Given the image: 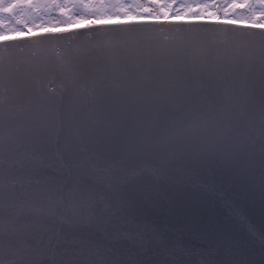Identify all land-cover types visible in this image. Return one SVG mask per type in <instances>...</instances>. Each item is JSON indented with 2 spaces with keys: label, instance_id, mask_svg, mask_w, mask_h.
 Instances as JSON below:
<instances>
[{
  "label": "water",
  "instance_id": "obj_1",
  "mask_svg": "<svg viewBox=\"0 0 264 264\" xmlns=\"http://www.w3.org/2000/svg\"><path fill=\"white\" fill-rule=\"evenodd\" d=\"M260 31L264 29L222 20L143 19L0 40V126L5 132L37 107H58L65 117L59 144L53 137L43 148L0 142V183L39 168L57 182L70 180L76 171L73 164L86 156L99 155L117 164L101 189L110 197L107 203L114 216L90 219L83 210L74 214L63 208L52 216L46 214L44 201L29 198L19 221L27 226L23 230L57 228L70 247L81 246V241L102 244L111 248L106 255L117 264H264V176L258 145L250 166L234 165L223 148L192 170L175 160V144L125 154L110 116L138 94L150 98L155 81L163 93L170 66L186 56L224 67L239 55L242 71L245 55L259 44L258 35L249 33ZM202 83L189 81L194 90ZM225 87L218 82L215 95ZM211 98L202 95L205 103ZM65 137L71 138V146L65 147ZM189 147L212 150V139L205 137ZM165 158L174 162L164 166ZM134 171L141 174L133 177ZM85 182L91 183L87 177ZM129 216L147 227L133 229ZM133 231H142L143 239L123 238Z\"/></svg>",
  "mask_w": 264,
  "mask_h": 264
},
{
  "label": "snow or ice",
  "instance_id": "obj_2",
  "mask_svg": "<svg viewBox=\"0 0 264 264\" xmlns=\"http://www.w3.org/2000/svg\"><path fill=\"white\" fill-rule=\"evenodd\" d=\"M257 2L260 5L259 16L264 17V0ZM151 3L159 10L151 16L152 19H169L171 4L161 0H151ZM238 6L236 3L230 5L232 9ZM249 6L255 8V5ZM53 7L63 10L67 4H58L56 0L44 4L39 0H9L7 3L0 0V40L8 39L9 33L4 31L6 19H15L20 23L30 16L34 26L44 27L43 23L35 24V20H42L43 12ZM77 7L72 6L73 9ZM118 7L123 10L126 18L139 16V12L129 11L122 4ZM135 7L142 8L145 13H152L149 7ZM209 7L205 4L201 12L194 13L193 7L186 5L183 12L177 10L173 16L181 18L190 13L200 16ZM94 16V19L92 16L87 17L90 23L111 21V16ZM209 16L215 18V12H210ZM85 18L81 14L80 19L75 20L70 15L64 23L79 25ZM236 19V16L229 17L225 11V23L231 24ZM247 19L251 28L264 29V19L258 23L255 11ZM46 30L60 29L58 24H49ZM28 31L31 33L32 28H28ZM249 34L258 35L259 44L254 53L245 55L242 71L239 70V55H233L224 67L210 64L206 58L186 56L178 64L170 66L168 84L163 93L158 91L159 82L155 81L156 88L150 98L138 94L128 99L125 108L110 112L115 123L114 134L122 151L129 154L159 150L175 144V160L195 170L216 157L223 148H227L234 165L250 166L258 145L264 176V31ZM192 79L203 82L200 89L194 90L190 86L189 81ZM220 81L225 82L226 87L221 94L215 95ZM203 94L210 95L211 100L205 103ZM64 120L58 107H37L25 121L9 128L7 132L0 126V142L7 139L15 142L18 147L22 143H35L43 148L49 143V138L53 137L54 143L59 144ZM205 137L212 139V150L190 149L191 144H198ZM64 144L65 147L71 146V138L65 137ZM171 162L174 161L165 158L163 165L167 166ZM116 167L117 164L111 159L99 155L86 156L73 164L76 171L70 180L57 182L54 177L44 175L43 169L39 168L24 177L10 178L6 185L0 183V264H117L106 255L111 252V248L102 244L81 241V246L70 247L57 228L41 227L38 231H24L27 226L19 223L24 203L29 198L44 201L48 205L46 214L52 216L56 215L57 208L74 214L83 210L90 219L103 218L105 214L114 216L115 212L110 211L107 203L110 197L101 189L112 178ZM140 174V171L131 173L133 177ZM85 177L91 183H86ZM17 185L20 187L19 192ZM108 186L112 187L111 184ZM5 201L6 217L3 215ZM127 223L133 229L147 227L138 224L131 216ZM123 238L142 240L143 233L126 232ZM3 254L7 255V259ZM199 264L212 262L200 261Z\"/></svg>",
  "mask_w": 264,
  "mask_h": 264
},
{
  "label": "trees",
  "instance_id": "obj_3",
  "mask_svg": "<svg viewBox=\"0 0 264 264\" xmlns=\"http://www.w3.org/2000/svg\"><path fill=\"white\" fill-rule=\"evenodd\" d=\"M77 0H69L67 2L66 0H58L57 3L64 5L67 4L66 9H60L55 8L58 14H60L59 18L55 20L54 23L51 22L50 19L47 17H44L38 20H35V24L43 23L44 27H36L34 26L33 18H30L29 23H26L28 25V28H32V32H40V31H48L46 30L49 24H58L59 28H69V27H75L80 25L89 24V20L87 17L92 16L94 19V14L104 15V16H111V21H123V20H143V19H152L151 16L154 15L157 11H159L154 4L151 3V0H127L131 3V6L129 3L122 4L127 8L129 11H136L139 12V16L134 18H126L123 14V10L118 7L120 3L118 4V0H99L95 3H93L91 0H89V3L85 1V4L83 6H78L76 4ZM126 1V0H125ZM123 1V2H125ZM116 2V3H115ZM115 3V4H114ZM165 3V2H163ZM236 3L239 5L235 9H232L230 7L231 4ZM210 5L209 8L203 11V13L200 16L193 15L190 13L187 16H182L181 18H174L173 13L177 10L183 12L184 6L191 5L193 7L194 13L201 12V9L204 7V5ZM77 5L78 7L76 9H73L72 6ZM84 5H89V7L85 8ZM135 5H142L145 7H149L152 9V13H145L143 12L142 8H136ZM249 5H255V8L250 7ZM260 5L257 2V0H201L200 2L198 0H186L185 3L181 5L173 4L172 10L169 13V19L170 20H193V19H201V20H225V11L227 10L228 16H236L237 19L235 20L236 23H242V24H249L248 19L252 16L253 12L255 11L257 13V22L259 23L264 17L259 16V9ZM71 9V11H69ZM63 12V14H62ZM215 12V18L210 17L209 13ZM83 14L86 18L79 24H66L64 21L68 19V17L71 15L73 19L79 20L80 15ZM163 19V18H161ZM99 22V21H98ZM27 27L24 26L21 33H30L26 29ZM17 32V31H16ZM11 33V32H10Z\"/></svg>",
  "mask_w": 264,
  "mask_h": 264
},
{
  "label": "rangeland",
  "instance_id": "obj_4",
  "mask_svg": "<svg viewBox=\"0 0 264 264\" xmlns=\"http://www.w3.org/2000/svg\"><path fill=\"white\" fill-rule=\"evenodd\" d=\"M57 1L58 0H56V2ZM66 1L69 2V0H66ZM85 1L86 0H77L76 1V4L80 7V6H83V4H85ZM97 1H99V0H93L92 2L95 3ZM115 1H117V0H115ZM123 1H125V0H118V4L119 3L120 4H127V3H129L130 6H131V3H133V2H128L127 0L125 2H123ZM198 1L200 2L201 0H198ZM39 2L42 3V4H44V3H51V0H39ZM86 2L89 3V0H87ZM161 2H165V3L171 4V6H172L173 4L181 5V4L185 3L186 0H161ZM59 15L60 14L57 13V11L55 10V7H53L51 9H48V10L44 11L43 14H42V18L47 17L48 19L51 20L52 23H54L55 20L60 17ZM30 18H32V17H30V16L29 17H26L20 23H16L17 24V27H18L17 28L18 31H21L24 26H26L27 27L26 29H28V25L26 23H29ZM38 19H40V18H37L36 20H38ZM59 29H63V28H59Z\"/></svg>",
  "mask_w": 264,
  "mask_h": 264
},
{
  "label": "flooded vegetation",
  "instance_id": "obj_5",
  "mask_svg": "<svg viewBox=\"0 0 264 264\" xmlns=\"http://www.w3.org/2000/svg\"><path fill=\"white\" fill-rule=\"evenodd\" d=\"M7 2H9V0H5V3H7ZM4 23H5L4 31L9 33L8 38L24 34V33H21L20 31H18V29H17L18 27L16 24L17 22L15 19H6ZM13 29H16L17 32L12 31Z\"/></svg>",
  "mask_w": 264,
  "mask_h": 264
},
{
  "label": "bare ground",
  "instance_id": "obj_6",
  "mask_svg": "<svg viewBox=\"0 0 264 264\" xmlns=\"http://www.w3.org/2000/svg\"><path fill=\"white\" fill-rule=\"evenodd\" d=\"M222 21H225V20H222ZM15 37V36H14Z\"/></svg>",
  "mask_w": 264,
  "mask_h": 264
}]
</instances>
